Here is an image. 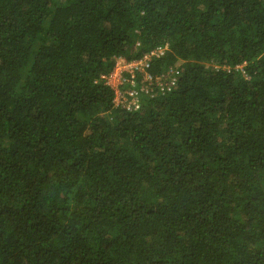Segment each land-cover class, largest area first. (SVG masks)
Wrapping results in <instances>:
<instances>
[{
	"label": "trees",
	"instance_id": "16d2710c",
	"mask_svg": "<svg viewBox=\"0 0 264 264\" xmlns=\"http://www.w3.org/2000/svg\"><path fill=\"white\" fill-rule=\"evenodd\" d=\"M0 264H264V0H0Z\"/></svg>",
	"mask_w": 264,
	"mask_h": 264
},
{
	"label": "built area",
	"instance_id": "2783aa9c",
	"mask_svg": "<svg viewBox=\"0 0 264 264\" xmlns=\"http://www.w3.org/2000/svg\"><path fill=\"white\" fill-rule=\"evenodd\" d=\"M166 50V47H158L143 59L130 63L123 59L117 61L115 70L120 69L121 74L128 75L123 76L116 86H111L115 91L114 104L117 108L127 111L137 110L142 104L143 93L150 97H156L164 95L176 87L180 77L178 66L169 68L160 76H153L149 73L153 59L162 56ZM138 84H140V89L137 87Z\"/></svg>",
	"mask_w": 264,
	"mask_h": 264
},
{
	"label": "crops",
	"instance_id": "0c3cea01",
	"mask_svg": "<svg viewBox=\"0 0 264 264\" xmlns=\"http://www.w3.org/2000/svg\"><path fill=\"white\" fill-rule=\"evenodd\" d=\"M126 74H121L120 69L119 70H115L109 77H108V83L110 84V86L114 87L117 84L120 83L121 79L123 76H125Z\"/></svg>",
	"mask_w": 264,
	"mask_h": 264
},
{
	"label": "rangeland",
	"instance_id": "374dc122",
	"mask_svg": "<svg viewBox=\"0 0 264 264\" xmlns=\"http://www.w3.org/2000/svg\"><path fill=\"white\" fill-rule=\"evenodd\" d=\"M114 71H115V70H114ZM114 71H113V72H114ZM111 74H112V73H111ZM111 74H110V75H111ZM110 75H109V76H110ZM109 76H108V77H109ZM108 77H107V81H108Z\"/></svg>",
	"mask_w": 264,
	"mask_h": 264
}]
</instances>
